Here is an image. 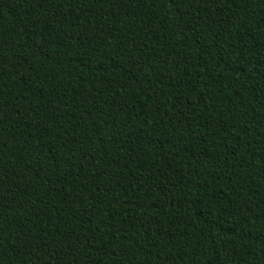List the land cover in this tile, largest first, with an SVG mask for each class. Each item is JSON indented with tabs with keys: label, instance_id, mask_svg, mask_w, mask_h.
Listing matches in <instances>:
<instances>
[{
	"label": "trees",
	"instance_id": "16d2710c",
	"mask_svg": "<svg viewBox=\"0 0 264 264\" xmlns=\"http://www.w3.org/2000/svg\"><path fill=\"white\" fill-rule=\"evenodd\" d=\"M0 264H264V0H0Z\"/></svg>",
	"mask_w": 264,
	"mask_h": 264
}]
</instances>
